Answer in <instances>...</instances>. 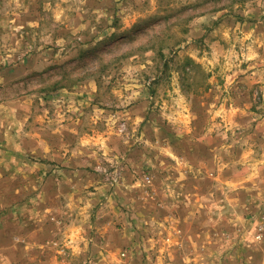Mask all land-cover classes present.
I'll list each match as a JSON object with an SVG mask.
<instances>
[{
	"label": "rangeland",
	"instance_id": "rangeland-1",
	"mask_svg": "<svg viewBox=\"0 0 264 264\" xmlns=\"http://www.w3.org/2000/svg\"><path fill=\"white\" fill-rule=\"evenodd\" d=\"M0 264H264V0H0Z\"/></svg>",
	"mask_w": 264,
	"mask_h": 264
}]
</instances>
